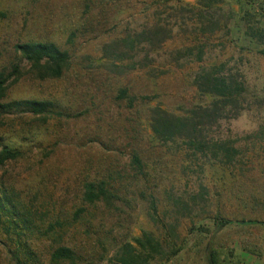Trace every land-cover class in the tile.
Segmentation results:
<instances>
[{"label": "rangeland", "instance_id": "374dc122", "mask_svg": "<svg viewBox=\"0 0 264 264\" xmlns=\"http://www.w3.org/2000/svg\"><path fill=\"white\" fill-rule=\"evenodd\" d=\"M152 1L0 0V70L12 63L26 69L13 50L18 43L50 42L70 56L59 79L39 81L23 73L2 101L50 100L62 113L45 124L26 115L0 124V139L21 154L0 166V187L12 190L23 208L34 211L38 233L28 236L27 245L36 264H114L112 258L123 243L142 233L158 237L157 220L171 221V200L180 196L186 201L197 191L196 179L210 199L200 206L202 213L193 224L179 219L173 242L180 250L167 261L155 256L148 264H264V224L235 222L264 223V2L225 0L221 5L233 13L227 40L221 38L224 49L216 47L214 52L225 58L243 55L248 92L261 101L236 119L221 121L215 131L243 153L241 174L206 170L202 178L183 175L173 147L156 144L147 134L149 104L160 102L171 111L191 106L193 91L185 73L153 80L99 63L102 44L126 29L137 30L138 12ZM243 11L250 16L247 26L263 33L261 44L244 36ZM120 89L151 101L128 106L116 97ZM132 152L144 165L143 177L129 178ZM99 180L117 190L111 206L81 200L83 184ZM149 197L155 218L150 216ZM78 209L82 212L72 221ZM214 212L230 224L216 230L202 219ZM54 222L63 227L43 236ZM199 225L203 230L195 229ZM58 246L69 249L73 260L52 263L50 253ZM0 264H14L1 236Z\"/></svg>", "mask_w": 264, "mask_h": 264}, {"label": "trees", "instance_id": "16d2710c", "mask_svg": "<svg viewBox=\"0 0 264 264\" xmlns=\"http://www.w3.org/2000/svg\"><path fill=\"white\" fill-rule=\"evenodd\" d=\"M224 2L225 0H154L145 4L138 12L140 22L137 30H124L119 36L102 44L100 49L99 63H107L111 68L136 71L149 79L185 73L193 91L191 106L171 111L162 103L154 102L147 107L146 118L150 140L173 147V154L183 163V175L190 173L198 177L200 174L204 178L206 170L217 171L221 175L224 172L230 176L241 174L243 153L233 147L231 141L219 139L215 131L221 121L236 119L252 106H258L261 101L248 92L243 72L246 64L243 55L225 58L214 52L216 47L224 49L221 38L227 40L226 35L230 33L229 23L233 11L229 8L222 10ZM249 17L244 11L240 17L246 27L244 36L249 41L255 40L261 44L263 33L257 27L253 29L247 26ZM13 50L19 62L25 63L26 69L22 70L18 64L12 63L0 70V124L12 120L13 116L26 115L39 124L62 117V113L50 100L2 101L9 85L23 73L39 81L59 79L69 66L68 52L50 42L18 43L13 46ZM261 91H264V86ZM116 97L128 106L136 100L143 104L151 101L149 97H130L125 89H120ZM260 122H264V117ZM19 157L21 154L16 148L0 139V166ZM128 168L131 172L129 178H140L145 174L144 165L135 152L129 156ZM196 180L197 191L189 193L186 201L180 196L171 200L174 208L171 221L161 223L157 220L161 228L158 237L142 233L132 241L123 243L112 262L148 264L155 256L163 261L172 258L180 250V246L173 242L177 238L175 228L179 219H188L193 224L202 213L200 206L205 205L211 197L208 189ZM116 192L105 180L88 182L83 184L81 200L86 205L103 203L111 206L117 200ZM262 208L264 209V202ZM149 210L150 216L155 218V204L151 197ZM81 212V209L76 210L72 221ZM202 219L208 220L216 230L230 224L229 219L219 212ZM235 222L264 224L253 220ZM62 225L63 223L57 222L48 224L42 235L55 228L59 230ZM195 229L201 231L203 227L199 225ZM35 232L38 233L34 211L23 208L12 190L0 187V236L14 264H36L27 245L28 236ZM168 247L170 250L164 251ZM49 258L52 263L72 261L73 254L69 249L58 246L52 250Z\"/></svg>", "mask_w": 264, "mask_h": 264}]
</instances>
